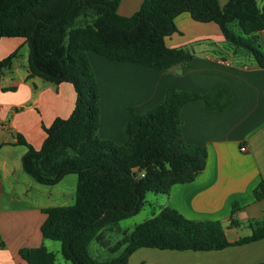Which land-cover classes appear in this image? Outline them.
Masks as SVG:
<instances>
[{
  "label": "trees",
  "instance_id": "trees-1",
  "mask_svg": "<svg viewBox=\"0 0 264 264\" xmlns=\"http://www.w3.org/2000/svg\"><path fill=\"white\" fill-rule=\"evenodd\" d=\"M118 4L119 0H0V39L25 40L27 79L51 86L67 83L75 93L70 116L43 127L39 150L16 135L15 144L26 147L22 169L36 183L53 186L66 175L77 176L72 205L41 209V237L59 242L61 256L71 264H128L141 248L208 252L264 239V210L260 219L247 223L250 235L229 242L222 222L189 220L163 207L112 246L103 240L104 230L141 211L146 194L166 196L172 186L190 183L203 172L206 148L183 140L181 111L194 101H201L207 111H224L231 96L221 88L204 93L167 88L162 101L148 111L128 109L126 140L117 144L97 134L100 93L88 53L157 71L188 64L192 55L187 49L165 45L167 37L179 32L175 18L187 13L196 23L215 24L233 52L248 54L264 69V51L255 37L264 30V0H227L223 7L217 0H142L129 17L117 13ZM18 57L15 51L0 60V81ZM253 196L264 199V181ZM237 211L233 204L229 226L239 225L233 218ZM93 240L117 256L96 260L89 253ZM19 256L25 264L55 261L42 245L22 248Z\"/></svg>",
  "mask_w": 264,
  "mask_h": 264
},
{
  "label": "crops",
  "instance_id": "crops-1",
  "mask_svg": "<svg viewBox=\"0 0 264 264\" xmlns=\"http://www.w3.org/2000/svg\"><path fill=\"white\" fill-rule=\"evenodd\" d=\"M217 1L220 7L227 3ZM141 3L119 0L117 13L129 17ZM174 22L179 32L167 37L165 45L187 49L192 55L188 64L157 71L88 53L100 93L97 134L101 139L124 143L128 109L139 114L148 111L162 101L167 88L191 93L226 90L231 102L224 111H207L201 101L183 107L182 138L187 144L206 148V165L192 182L172 186L160 209L169 207L189 220L220 221L227 240L234 242L251 234L247 223L260 219L264 210V199L257 201L253 196L255 187L264 181V69L248 54L233 52L215 24L196 25L187 13ZM187 27L189 33L184 30ZM255 37L264 51V30ZM27 50L22 38L0 39V60L19 53L0 81V201L4 191L9 193L8 201H30L23 206L0 204L4 242L0 264H25L20 249L45 246L40 234L44 220L41 209L66 206L68 200L58 202L52 190L64 180L76 181L69 174L56 185L46 186L51 189H44L22 169L26 147L17 149L16 135L39 150L45 138L43 127L56 118H68L75 103L70 84L51 86L38 78L27 79ZM241 147L245 151H240ZM233 204L238 206L233 217L237 227L229 226ZM128 264H264V239L208 252L141 248L129 257Z\"/></svg>",
  "mask_w": 264,
  "mask_h": 264
},
{
  "label": "rangeland",
  "instance_id": "rangeland-1",
  "mask_svg": "<svg viewBox=\"0 0 264 264\" xmlns=\"http://www.w3.org/2000/svg\"><path fill=\"white\" fill-rule=\"evenodd\" d=\"M258 3L261 4V0H258ZM196 23V22H194ZM196 25H200L199 23ZM186 33H189L191 29L187 27L184 29ZM237 33L239 30L235 28ZM193 47V46H192ZM28 53V50L26 51ZM26 52L24 55L26 56ZM96 55V54H94ZM17 149H24L23 146L18 145ZM73 179H76L74 182H68V180H64L59 186L54 187V190H52L55 193V198H57L58 202H61L62 200H68L66 201V206L72 205L75 200V190H76V182H77V176L75 174H70ZM68 179V178H67ZM43 185L42 187H44ZM44 189H51V187H44ZM8 192L4 191V196L2 200L0 201V204H3L4 206L10 205V206H20V205H27L30 203V201H23L22 203H17L16 201H8ZM57 194V195H56ZM59 195V196H58ZM53 197V198H54ZM62 201V202H63ZM165 202V196L164 195H155V194H146L145 196V205L141 209L139 213H137L135 216H132L130 218H127L125 220L120 221L115 226H113L112 229L104 230L103 231V240H105L109 246H112L115 242L120 240L123 237L124 232H131L134 227L145 220L151 218L153 215L157 214L160 206L163 205ZM45 244V248L53 253L55 261L54 264H71L68 261H65L60 253V243L56 241L51 240H43ZM89 253L90 255L95 258L98 261H104L108 259H112L117 256V253H111L108 251V249L104 246H102L99 242L96 240H93L89 244Z\"/></svg>",
  "mask_w": 264,
  "mask_h": 264
},
{
  "label": "built area",
  "instance_id": "built-area-1",
  "mask_svg": "<svg viewBox=\"0 0 264 264\" xmlns=\"http://www.w3.org/2000/svg\"><path fill=\"white\" fill-rule=\"evenodd\" d=\"M240 151H245V147H241ZM143 176V174H141Z\"/></svg>",
  "mask_w": 264,
  "mask_h": 264
},
{
  "label": "water",
  "instance_id": "water-1",
  "mask_svg": "<svg viewBox=\"0 0 264 264\" xmlns=\"http://www.w3.org/2000/svg\"><path fill=\"white\" fill-rule=\"evenodd\" d=\"M138 173L140 172V170L137 171Z\"/></svg>",
  "mask_w": 264,
  "mask_h": 264
}]
</instances>
